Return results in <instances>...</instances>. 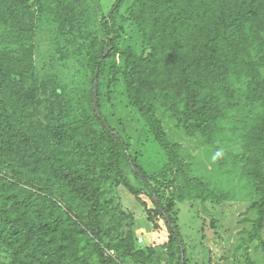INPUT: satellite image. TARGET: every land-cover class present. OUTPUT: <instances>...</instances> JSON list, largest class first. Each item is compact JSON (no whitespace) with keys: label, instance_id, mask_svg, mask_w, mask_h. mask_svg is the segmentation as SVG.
Segmentation results:
<instances>
[{"label":"trees","instance_id":"1","mask_svg":"<svg viewBox=\"0 0 264 264\" xmlns=\"http://www.w3.org/2000/svg\"><path fill=\"white\" fill-rule=\"evenodd\" d=\"M28 1L0 0V264H189L176 204L238 196L191 174L182 145L169 138L157 114L159 102L186 135H201L215 148L225 171L248 181L254 216L236 251L245 264H259L251 245L264 246L262 0H132L129 19L141 34V53L116 44V18L126 0L101 16L89 0H36L37 12ZM37 15L57 31L52 60L61 77L86 76L92 113L75 116L84 103L33 72ZM118 52L123 64H112L109 86L122 76L130 106L173 162L155 173L146 171L130 138L102 111L100 76ZM74 61L79 69L71 75ZM47 93L57 105L44 126L38 114ZM225 140L237 141L239 152ZM120 186L143 206L155 231L160 219L167 225L165 263L153 247L137 245L133 215L120 217L130 221L127 229L112 223L109 214L118 209L112 191ZM89 243L92 259L84 261Z\"/></svg>","mask_w":264,"mask_h":264},{"label":"rangeland","instance_id":"2","mask_svg":"<svg viewBox=\"0 0 264 264\" xmlns=\"http://www.w3.org/2000/svg\"><path fill=\"white\" fill-rule=\"evenodd\" d=\"M89 1L94 2L100 16L101 14L108 15L116 2V0ZM28 2L31 10L37 12L36 0H29ZM131 3L132 0H126L116 18V44L121 51L130 48L136 53H141L144 48L141 34L129 19L128 8ZM262 7L264 8V0H262ZM34 21L36 34L34 38L35 67L33 72L36 73L41 82H49L52 87L55 84L59 85L65 89L69 96L84 103L76 108L75 116L82 117L87 113H92L90 101L87 98L91 86L86 83V76L82 73L73 78V81L61 77V73L54 67L52 60V56L56 53L57 31L52 24L44 18H39L38 15ZM22 23L25 25L27 22L22 20ZM114 63L123 64V58L119 52L107 62V68L100 76V93L103 100L102 111L104 115L112 126L120 131L124 130L125 137L130 138L133 145L132 153L137 152L139 154L142 165L148 173H155L173 165L168 153L155 140L146 119L130 106L122 76H119L117 84L109 86V81L113 77L110 69ZM76 67V61H74L71 66V75L78 73L79 67ZM80 70L83 69L80 68ZM31 87H34L33 81ZM41 98L45 99V103L40 107L42 113L38 114V120L47 126L53 119L52 110L57 103L53 97L49 96V93L43 94ZM156 111L163 120L169 138L182 145L181 154L184 161L190 164L191 174L204 177L223 192L233 195L232 191H236L238 196V199L222 202L191 201L176 204L175 216L188 247L189 264H245L243 254L237 252L236 247L240 241L242 229L249 224V218L254 216V212L250 209L252 198H250L249 190L251 186L245 179H238L239 173L227 172L223 169L218 152L201 135L194 137L186 135L184 130L177 126V120L163 103L157 104ZM223 143L231 145L232 150L236 153L240 150L239 144L235 140H225ZM232 150L227 148L230 153L233 152ZM229 160L232 161V157H228L226 168L233 167V162L231 163ZM126 172L137 187L143 188V184L135 179L128 166H126ZM112 192L117 199L114 204L118 206L114 213L109 214L112 223L115 224L114 226L127 229L130 221L125 220L124 222V218L120 221V217L128 214L133 215L135 219L134 230L138 239L137 245L146 249L153 247L157 256L166 258L162 261L165 263L168 258L169 232L164 220H159L161 228L155 231L148 221L143 206L126 187H117ZM258 243L251 245L252 257L259 264H264V246H257ZM91 244H87L83 250L84 261L92 259L90 258L92 256Z\"/></svg>","mask_w":264,"mask_h":264},{"label":"water","instance_id":"3","mask_svg":"<svg viewBox=\"0 0 264 264\" xmlns=\"http://www.w3.org/2000/svg\"><path fill=\"white\" fill-rule=\"evenodd\" d=\"M98 76H99V74L97 73L96 74V80H95V89H94V103H95V107H96V99H97V96H98Z\"/></svg>","mask_w":264,"mask_h":264}]
</instances>
